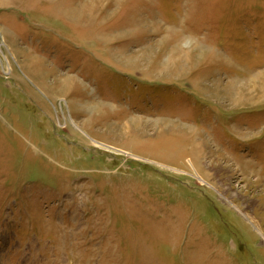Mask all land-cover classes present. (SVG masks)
<instances>
[{
    "label": "rangeland",
    "instance_id": "rangeland-1",
    "mask_svg": "<svg viewBox=\"0 0 264 264\" xmlns=\"http://www.w3.org/2000/svg\"><path fill=\"white\" fill-rule=\"evenodd\" d=\"M263 238L264 0H0V264H264Z\"/></svg>",
    "mask_w": 264,
    "mask_h": 264
},
{
    "label": "bare ground",
    "instance_id": "bare-ground-1",
    "mask_svg": "<svg viewBox=\"0 0 264 264\" xmlns=\"http://www.w3.org/2000/svg\"><path fill=\"white\" fill-rule=\"evenodd\" d=\"M248 217H249V220L253 223V225L256 226V220H255L254 218H252L251 216H249V215H248ZM263 239H264V238H263ZM18 254H19V253H18ZM18 254H17V255H18ZM32 254H33V251L30 249V252H29L27 258L25 259V262L23 261L22 264H29L30 261H36V257H35L34 255H33L34 259H32V260H28V258H30V255H32ZM27 260H28V261H27ZM37 264H38V262H37Z\"/></svg>",
    "mask_w": 264,
    "mask_h": 264
}]
</instances>
